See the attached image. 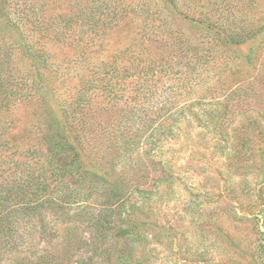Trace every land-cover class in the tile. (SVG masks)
I'll use <instances>...</instances> for the list:
<instances>
[{
	"label": "rangeland",
	"instance_id": "1",
	"mask_svg": "<svg viewBox=\"0 0 264 264\" xmlns=\"http://www.w3.org/2000/svg\"><path fill=\"white\" fill-rule=\"evenodd\" d=\"M28 4L27 29L1 35L26 71L9 116L21 170L67 116L91 164L68 183L95 214L124 201L126 264H264V0ZM69 217L58 243L90 234L88 213Z\"/></svg>",
	"mask_w": 264,
	"mask_h": 264
},
{
	"label": "trees",
	"instance_id": "2",
	"mask_svg": "<svg viewBox=\"0 0 264 264\" xmlns=\"http://www.w3.org/2000/svg\"><path fill=\"white\" fill-rule=\"evenodd\" d=\"M22 6L18 12L10 1L0 2V264H74L84 260L94 264H126L131 250L125 235L132 228L122 230L116 226L121 221L117 216L122 214L120 207L124 201L118 197L111 204L116 209L110 207L95 214L89 205L75 199L68 183V179L87 178L91 166L84 155V137L76 133L75 123L67 116L64 122L58 118L50 120L54 132L51 147L47 153L43 148L27 152L25 155L40 163L25 170L19 167L23 153L10 137L14 121L9 116L10 107L28 97L21 89L26 71L15 66L14 45L6 44L1 35L27 29L28 0ZM24 50L27 57H39V65L47 64L43 52ZM137 71L139 76L146 77V70ZM74 207L88 213L84 223L90 234L68 227L58 243V225L72 220L67 216ZM113 216L116 217L112 220ZM113 230L118 233L116 243H110L108 237ZM120 238L124 241L122 246L118 244Z\"/></svg>",
	"mask_w": 264,
	"mask_h": 264
}]
</instances>
